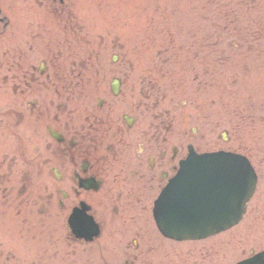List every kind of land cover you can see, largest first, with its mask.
<instances>
[{
	"label": "flooded vegetation",
	"instance_id": "af4514ba",
	"mask_svg": "<svg viewBox=\"0 0 264 264\" xmlns=\"http://www.w3.org/2000/svg\"><path fill=\"white\" fill-rule=\"evenodd\" d=\"M40 10L0 17V264H193L192 249L157 241L147 213L199 131L179 127L151 80H131L127 56L92 54L87 79L66 9ZM75 209L99 229L90 242L69 223Z\"/></svg>",
	"mask_w": 264,
	"mask_h": 264
},
{
	"label": "rangeland",
	"instance_id": "374dc122",
	"mask_svg": "<svg viewBox=\"0 0 264 264\" xmlns=\"http://www.w3.org/2000/svg\"><path fill=\"white\" fill-rule=\"evenodd\" d=\"M0 3L8 15L29 7L61 16L54 0ZM64 6L71 52L88 62L92 54L103 63L127 56L132 81L151 80L167 105L176 101L178 119L186 127L205 130L201 151L238 150L255 164L258 188L243 222L218 237L174 248L192 249L202 264L201 246L207 250L216 243L214 258L231 264L263 247L264 0H66ZM54 25L43 35L54 38L57 52L65 37ZM12 28L3 40L8 41ZM150 230L156 232L155 226Z\"/></svg>",
	"mask_w": 264,
	"mask_h": 264
},
{
	"label": "water",
	"instance_id": "95a60500",
	"mask_svg": "<svg viewBox=\"0 0 264 264\" xmlns=\"http://www.w3.org/2000/svg\"><path fill=\"white\" fill-rule=\"evenodd\" d=\"M235 167H243V170L241 171V175L248 176L252 172V168L250 163L247 161L246 158L236 156L234 154H226L223 152L219 153H212V154H205L202 156H191L190 159H188L186 162L183 163V166L178 174V176L172 181L171 185L166 189L164 192L162 201H161V209L165 212V210L169 207L170 200L173 198V195L175 193V189L178 192L177 200L178 203H176L177 207L174 209V212L178 215L185 216L186 213L190 212L191 207L193 205H196V207L199 210V213L202 212V208L204 207V193H205V186L202 187H195L191 186L190 184H187L185 187L184 181H190L195 178L196 175L200 173L205 174V183H207L209 180L207 176L211 174V172L217 171L219 168H226L227 173L230 175L229 169L232 170ZM234 175V174H232ZM232 178V177H231ZM230 181V178L229 180ZM187 188V190H185ZM250 190L246 198H243L240 201L241 207L244 205L246 201L250 198L251 194L253 193V190L255 188V182H252L249 186ZM193 189V190H192ZM189 204V205H188ZM190 206V207H189ZM234 207V214L238 213L240 211V208ZM202 210V211H201ZM167 215V214H166ZM239 220L238 218H232V220L226 222L224 226H219L218 228H210L203 234H196L192 237H202L205 236L207 233H213L214 231H218L220 229H223L225 227H228L234 223H236ZM164 223L167 224L166 220H163ZM160 223V222H159ZM202 225V222H199V219L196 220V223L194 225V228L196 229L198 225ZM168 225V224H167ZM162 226V225H161ZM162 228V227H161ZM164 228V227H163ZM164 231V229H162ZM168 233V232H167ZM177 236V235H174ZM182 236H179L181 238ZM264 257V253L257 255L256 257L246 260L242 262L241 264H254L258 258Z\"/></svg>",
	"mask_w": 264,
	"mask_h": 264
}]
</instances>
